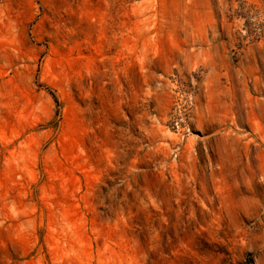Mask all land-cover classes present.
Returning a JSON list of instances; mask_svg holds the SVG:
<instances>
[{
    "label": "rangeland",
    "instance_id": "1",
    "mask_svg": "<svg viewBox=\"0 0 264 264\" xmlns=\"http://www.w3.org/2000/svg\"><path fill=\"white\" fill-rule=\"evenodd\" d=\"M0 264H264V0H0Z\"/></svg>",
    "mask_w": 264,
    "mask_h": 264
}]
</instances>
